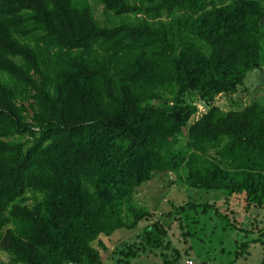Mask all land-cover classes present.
<instances>
[{
  "label": "trees",
  "instance_id": "1",
  "mask_svg": "<svg viewBox=\"0 0 264 264\" xmlns=\"http://www.w3.org/2000/svg\"><path fill=\"white\" fill-rule=\"evenodd\" d=\"M91 1L0 0V264H104L103 237L153 217L136 195L155 176L264 210V101L212 104L264 69V0H95L139 16L112 27ZM242 240L229 262L264 264L262 237ZM164 244L146 232L113 264H184L146 259Z\"/></svg>",
  "mask_w": 264,
  "mask_h": 264
},
{
  "label": "rangeland",
  "instance_id": "2",
  "mask_svg": "<svg viewBox=\"0 0 264 264\" xmlns=\"http://www.w3.org/2000/svg\"><path fill=\"white\" fill-rule=\"evenodd\" d=\"M90 3L100 25L112 27L121 23H137L139 20V16L136 14L115 15L111 11H105L103 5L95 0ZM256 101H264V69L255 70L249 74L245 92L218 95L212 104L228 111L242 109ZM195 103L198 111L191 121L199 118L211 106L199 99H196ZM184 173L182 171L177 174L170 173L171 176H155L150 182L139 188L136 202L141 208L150 211L153 217L141 222L135 230L122 229L115 232L110 238L103 237L102 240L108 247V252H103L104 264L115 263L120 250L126 249L128 245L138 244L142 236L150 231L159 241L165 244L169 243L170 247L146 254L148 255L147 260L157 263L163 260L160 252H164L170 257L172 250L176 249L180 251L181 261L184 264H232L229 261L235 254L237 241L257 239L258 237H262L264 240V233L258 232L244 236L243 233L229 227L225 220L217 217L213 210L202 212L201 205L215 204L220 211L236 219L239 225L254 230L264 229V210L246 209L243 197H233L229 201L226 200V203L224 196L219 193L192 189L185 183ZM190 202L199 204L196 207L197 211L186 209ZM179 213L181 216L175 217ZM179 223H182L185 228L181 229ZM157 225L161 229L163 226L167 227L168 234L164 232L161 234ZM189 230L194 233V236H187L186 243H184L185 239L182 235L184 231ZM261 248L260 245H252L251 252L254 257L250 260L246 258L245 262L258 263L261 260ZM186 249L189 250L188 255H184ZM0 255L6 260L4 253L0 252ZM144 256L142 255L139 260H144ZM242 263L240 261L236 264Z\"/></svg>",
  "mask_w": 264,
  "mask_h": 264
}]
</instances>
